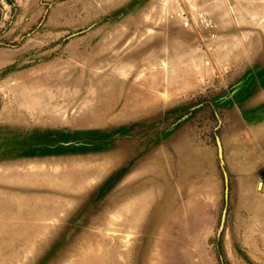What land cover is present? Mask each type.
Wrapping results in <instances>:
<instances>
[{
  "label": "rangeland",
  "instance_id": "obj_1",
  "mask_svg": "<svg viewBox=\"0 0 264 264\" xmlns=\"http://www.w3.org/2000/svg\"><path fill=\"white\" fill-rule=\"evenodd\" d=\"M263 143L264 0H0V264H264Z\"/></svg>",
  "mask_w": 264,
  "mask_h": 264
},
{
  "label": "water",
  "instance_id": "obj_2",
  "mask_svg": "<svg viewBox=\"0 0 264 264\" xmlns=\"http://www.w3.org/2000/svg\"><path fill=\"white\" fill-rule=\"evenodd\" d=\"M218 149H219V159L221 160V159H222V155H221V148H220V145H218ZM225 182L227 183L226 178H225ZM226 190H227V189H226Z\"/></svg>",
  "mask_w": 264,
  "mask_h": 264
},
{
  "label": "crops",
  "instance_id": "obj_3",
  "mask_svg": "<svg viewBox=\"0 0 264 264\" xmlns=\"http://www.w3.org/2000/svg\"><path fill=\"white\" fill-rule=\"evenodd\" d=\"M264 144V143H263Z\"/></svg>",
  "mask_w": 264,
  "mask_h": 264
}]
</instances>
